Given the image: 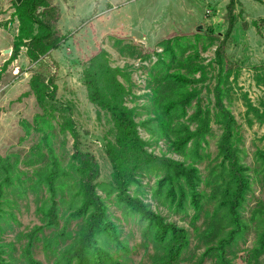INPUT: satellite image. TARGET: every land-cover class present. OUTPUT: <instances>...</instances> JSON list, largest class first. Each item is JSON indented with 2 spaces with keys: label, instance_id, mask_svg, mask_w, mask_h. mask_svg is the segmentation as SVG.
<instances>
[{
  "label": "trees",
  "instance_id": "trees-1",
  "mask_svg": "<svg viewBox=\"0 0 264 264\" xmlns=\"http://www.w3.org/2000/svg\"><path fill=\"white\" fill-rule=\"evenodd\" d=\"M13 1L14 17L20 23L13 57L17 58L25 46L30 59L45 64L41 56L59 49L64 39L56 29L59 14L52 0ZM197 37L193 42H185L187 37L161 42L163 52H157V61L150 70L151 91L144 95V103L134 106L127 101L130 96H137L131 75L112 66L107 50L101 48L85 61L83 79L89 98L97 106L99 118L110 116L113 124V138H108L106 152L113 163L114 179L107 184L106 197L98 190L99 162L95 155L81 149L72 119L62 124L65 131L71 130L76 136V151L69 161L58 152L49 133L32 147L24 160L25 168L17 153L0 157V228L4 229L6 206L31 191L36 194V213L41 220V224L22 235L25 242L19 256L16 241L2 240L0 264H46L37 257L40 247L46 260L53 264H129L134 261L132 254L140 248L150 264H185L194 240L204 249L198 264L209 259L211 264H238V258L245 264H264V200L248 207L253 181L264 178V148L256 150L257 168H252L253 175L242 159V126L230 108L231 102H225L226 97L231 101V88L223 86L230 74L219 73L214 85L216 100L213 106L204 105L202 85L207 82L205 87L212 88L208 84L209 66L198 49L206 36ZM129 53L139 54V48ZM217 54L215 62L223 64L220 45ZM151 57L144 55V59ZM262 73L258 72L260 84H264ZM30 85V92L36 94L45 111L36 116L33 125L27 119L22 123L27 133L32 128L53 131L54 115L48 110L56 107L58 86L42 70L34 71ZM246 105L248 124L264 126V100L256 105L246 96ZM143 114L146 116L137 120ZM213 121L222 132L218 153L207 164L206 176L200 164L207 158L205 150L214 132ZM141 127L151 134V139L142 136ZM162 140L167 142L168 151L183 159L151 150L154 142ZM146 176L156 177L152 198L159 207L163 205L184 219L193 214L194 233L140 195ZM113 196L126 219L139 218L138 232L143 237L134 247L122 236L125 225L110 212L109 199ZM12 216L17 220L13 213ZM22 233H17L18 240ZM251 233L252 245L241 249Z\"/></svg>",
  "mask_w": 264,
  "mask_h": 264
},
{
  "label": "rangeland",
  "instance_id": "rangeland-1",
  "mask_svg": "<svg viewBox=\"0 0 264 264\" xmlns=\"http://www.w3.org/2000/svg\"><path fill=\"white\" fill-rule=\"evenodd\" d=\"M51 4L59 14L55 25L64 39L59 49L41 56L45 63L41 65L29 58L25 46L17 58L13 57L20 23L14 17V1L0 0V157L17 153L21 158V167L25 168L24 160L32 147L49 133L53 136V145L69 161L76 151V136L71 130L65 131L62 124L72 119L76 124L81 149L95 155L99 162L101 174L98 182L101 186H98V190L106 197L107 184L114 179L113 163L106 152L107 140L113 138V124L110 116L99 118L97 106L89 98L83 79L85 61L101 48L107 50L112 66L120 67L131 75L133 91L137 96H130L127 101L130 106H134L144 103V95L151 91L149 85L153 76L150 70L157 61V52H163L161 42L179 37H187L183 39L185 42H193L197 40L198 34H205L198 49L203 62L209 66L208 84L212 90L205 87L207 82L202 85L204 105L213 106L216 100L214 85L217 84L219 73L223 76L230 74L223 86L231 88V101L226 97L225 102H231L230 108L242 126V140L239 144L243 149L242 159L251 167L250 173L255 175L252 168H257L256 150L264 148V126L260 123L253 126L248 124L246 96L256 105L264 100V84L258 81V72H263L264 76V0H52ZM107 7L108 11L104 12ZM219 45L223 64L215 62L219 58ZM137 47L139 54L130 55L129 52ZM194 50H187L185 54ZM145 54L152 57L144 59ZM35 70H42L49 78L53 77L58 86L57 100L54 102L56 107L48 110L54 115L53 131L32 128L31 133L29 130L27 133L22 123L27 119L33 125L36 116L45 111L36 94L30 92V80ZM120 78L129 85L123 75ZM198 86L201 87L200 84ZM143 116L146 115L139 116L137 120H142ZM212 125L214 132L209 136L210 145L205 150L207 158L200 164L206 176V166L218 153L217 144L222 132L214 121ZM140 130L144 138L151 139V134L145 128L141 127ZM150 148L156 154L165 153L183 159L182 155L168 151L164 140L154 142ZM155 181L156 177L146 176L140 195L171 220L187 226L194 233L193 214L184 219L163 205L158 206L152 198V185ZM10 197L15 198L14 195ZM261 200H264V178L253 181L252 191L248 195V207H254ZM109 205L110 212L125 225L123 238L134 247L143 237L138 232L141 228L139 218L131 216L126 219L115 196L109 199ZM7 208L8 213L2 222L4 229L0 228V243L2 240L16 241V254L19 256L25 242L22 237L24 232L41 224L36 213V194L31 191L28 196L19 198L17 203ZM19 231L23 233L18 240ZM253 239L254 233H251L247 244H243L241 249L251 246ZM203 250L194 240L191 253L186 254L188 261L185 264H198V256ZM37 257L45 260L46 264H53L46 260L41 247L37 250ZM132 257L134 261L129 264H150L142 248L136 250ZM209 260L205 264H211ZM237 262L245 264L240 258Z\"/></svg>",
  "mask_w": 264,
  "mask_h": 264
},
{
  "label": "crops",
  "instance_id": "crops-1",
  "mask_svg": "<svg viewBox=\"0 0 264 264\" xmlns=\"http://www.w3.org/2000/svg\"><path fill=\"white\" fill-rule=\"evenodd\" d=\"M5 1V0H4ZM17 1V0H16ZM106 1H108V0H106ZM13 9V8H12ZM108 11V7H107V9L104 11V12H107Z\"/></svg>",
  "mask_w": 264,
  "mask_h": 264
},
{
  "label": "water",
  "instance_id": "water-1",
  "mask_svg": "<svg viewBox=\"0 0 264 264\" xmlns=\"http://www.w3.org/2000/svg\"><path fill=\"white\" fill-rule=\"evenodd\" d=\"M23 0H17L18 3H21Z\"/></svg>",
  "mask_w": 264,
  "mask_h": 264
},
{
  "label": "built area",
  "instance_id": "built-area-1",
  "mask_svg": "<svg viewBox=\"0 0 264 264\" xmlns=\"http://www.w3.org/2000/svg\"><path fill=\"white\" fill-rule=\"evenodd\" d=\"M2 88V86L0 85V89Z\"/></svg>",
  "mask_w": 264,
  "mask_h": 264
}]
</instances>
